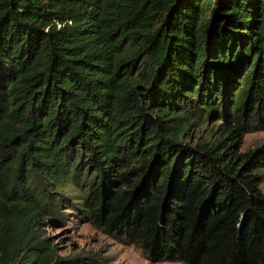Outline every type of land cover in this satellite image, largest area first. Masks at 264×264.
Wrapping results in <instances>:
<instances>
[{
    "label": "trees",
    "instance_id": "16d2710c",
    "mask_svg": "<svg viewBox=\"0 0 264 264\" xmlns=\"http://www.w3.org/2000/svg\"><path fill=\"white\" fill-rule=\"evenodd\" d=\"M263 131L264 0H0V264H77L65 202L151 263L264 264Z\"/></svg>",
    "mask_w": 264,
    "mask_h": 264
},
{
    "label": "rangeland",
    "instance_id": "374dc122",
    "mask_svg": "<svg viewBox=\"0 0 264 264\" xmlns=\"http://www.w3.org/2000/svg\"><path fill=\"white\" fill-rule=\"evenodd\" d=\"M218 123L207 122L197 129H190L181 141L190 147L197 143L213 144L221 137ZM237 142L236 153L250 151L264 144V131L239 136ZM255 173L262 179L259 190L264 195V167ZM62 192L65 198L70 199L69 203H75L76 206L81 203L78 199L79 193L73 187H65ZM77 211L65 202L59 208L57 218L45 217L41 221L39 235L42 239H48L56 256L68 260L76 259L77 264H179L149 262L139 250L114 241L90 224L81 223Z\"/></svg>",
    "mask_w": 264,
    "mask_h": 264
}]
</instances>
